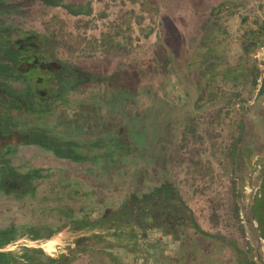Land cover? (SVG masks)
Wrapping results in <instances>:
<instances>
[{
    "label": "rangeland",
    "instance_id": "1",
    "mask_svg": "<svg viewBox=\"0 0 264 264\" xmlns=\"http://www.w3.org/2000/svg\"><path fill=\"white\" fill-rule=\"evenodd\" d=\"M89 2L90 16L35 4L6 17L13 26L52 37L54 54L86 73L123 72L119 87L88 84L66 94L44 125L54 129L60 119L76 118L80 105H95L96 133L125 124L145 142L137 146L132 136L141 150L120 159L112 143L103 145L96 152L108 155L84 164L37 146L14 147L11 165L45 178L35 198L0 195V228L21 226L19 232L31 230L38 239L25 236L0 252L19 264L62 255L73 256L67 264H116L106 253L119 257L118 264H264L251 213L254 190L264 195V0ZM162 36L171 52L168 64L158 45ZM104 136L109 141L113 134ZM160 189L178 196L192 214L177 212L186 222L174 228L178 242L164 229L148 230V249L135 260L106 246L113 242L108 235L77 246L98 232L76 230L75 220L116 210L130 193L141 197ZM192 220L199 231L185 227Z\"/></svg>",
    "mask_w": 264,
    "mask_h": 264
},
{
    "label": "trees",
    "instance_id": "2",
    "mask_svg": "<svg viewBox=\"0 0 264 264\" xmlns=\"http://www.w3.org/2000/svg\"><path fill=\"white\" fill-rule=\"evenodd\" d=\"M89 1L0 0L1 196L17 201L35 198L37 184L45 178L39 170L21 173L11 165L8 155L14 152L12 150L17 145L37 146L52 153L56 158L84 164L96 162L98 157H106L108 155L106 152L96 151L110 143L116 149L117 158L120 159L141 150L136 148L134 142L137 146L139 142L142 144L145 142L141 136L132 135L130 128L125 124H120L114 132L104 128L101 135L96 133L99 131V115L95 105H80L79 114H75L76 118L70 122L60 119L54 129L44 125L45 116L53 112L55 108L57 109L66 94L88 84L119 87L122 83L123 72L116 70L109 76L101 78L86 73L54 54L55 41L52 37L13 26L8 23L6 17L18 9H26L35 4L61 8L74 17L90 16L92 8ZM165 41L166 38L162 36L158 45L166 53L162 59L164 64H168L171 52L165 47ZM10 83H18L21 86L14 87ZM256 83L254 79L253 84ZM121 94L125 93L122 91ZM131 101L133 102L134 99ZM72 129L76 132L75 136L70 134ZM104 134H113L110 142ZM187 134L189 133L184 136ZM132 136L137 141L133 142ZM138 179L140 177H137V183ZM167 192L169 191L160 189L156 193L153 191L144 193L141 197L130 193L128 199L116 210H107L103 215L95 211L92 216L75 220L73 227L76 230L91 228L98 232L91 237L78 239L77 246L88 247L93 241H104L108 235L113 237V242L112 244L106 243V246L114 248L115 251H123L135 260L139 255L145 254L148 249L144 243L149 236L148 230L157 234L158 231L164 229L178 242L180 240L177 235L178 231L174 228H178L176 226L179 224H184L185 220L178 218L177 212L180 210L192 214L178 196H174L173 199L172 196L166 195ZM252 198V219L258 224L260 237L264 239V195L258 197L259 199ZM185 227H192L199 231L193 220ZM22 228L13 225L0 228V249L25 236L33 240L38 239V235L32 233L31 230L30 233L19 232ZM35 252L41 254L40 250ZM106 255L116 264L121 262L120 258L113 257L112 253H106ZM72 257L62 255L58 260L50 258L45 264H67L71 262ZM16 263L19 264L9 253L0 252V264Z\"/></svg>",
    "mask_w": 264,
    "mask_h": 264
},
{
    "label": "crops",
    "instance_id": "3",
    "mask_svg": "<svg viewBox=\"0 0 264 264\" xmlns=\"http://www.w3.org/2000/svg\"><path fill=\"white\" fill-rule=\"evenodd\" d=\"M257 194V190H254V193H253V197H254V199L255 198H258V197H260V195L258 196V195H256ZM259 199V198H258ZM252 204H253V202H252ZM251 204V205H252ZM255 223V222H254ZM255 227H257L258 228V224L257 223H255ZM258 239H259V241H260V243L262 244V245H264V239H262L261 237H260V233H259V231H258ZM264 248V247H263Z\"/></svg>",
    "mask_w": 264,
    "mask_h": 264
}]
</instances>
